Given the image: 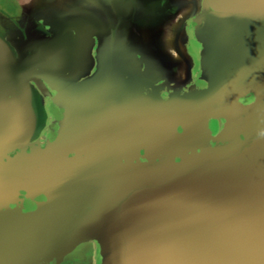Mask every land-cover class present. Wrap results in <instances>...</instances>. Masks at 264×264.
<instances>
[{"label": "water", "instance_id": "95a60500", "mask_svg": "<svg viewBox=\"0 0 264 264\" xmlns=\"http://www.w3.org/2000/svg\"><path fill=\"white\" fill-rule=\"evenodd\" d=\"M0 264H264V0H0Z\"/></svg>", "mask_w": 264, "mask_h": 264}]
</instances>
